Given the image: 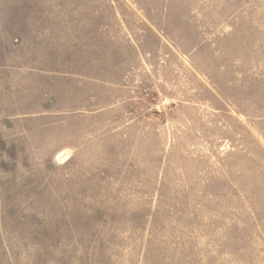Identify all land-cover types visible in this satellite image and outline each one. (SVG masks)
<instances>
[{
    "label": "rangeland",
    "instance_id": "1",
    "mask_svg": "<svg viewBox=\"0 0 264 264\" xmlns=\"http://www.w3.org/2000/svg\"><path fill=\"white\" fill-rule=\"evenodd\" d=\"M0 264H264V0H0Z\"/></svg>",
    "mask_w": 264,
    "mask_h": 264
},
{
    "label": "crops",
    "instance_id": "2",
    "mask_svg": "<svg viewBox=\"0 0 264 264\" xmlns=\"http://www.w3.org/2000/svg\"><path fill=\"white\" fill-rule=\"evenodd\" d=\"M0 68H3V67L0 66ZM0 70H1V69H0Z\"/></svg>",
    "mask_w": 264,
    "mask_h": 264
}]
</instances>
